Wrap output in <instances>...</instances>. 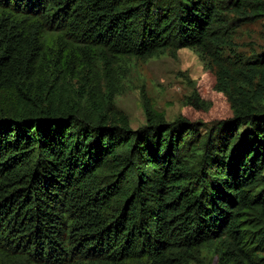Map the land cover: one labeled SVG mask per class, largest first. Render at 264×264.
I'll return each mask as SVG.
<instances>
[{"label":"trees","instance_id":"16d2710c","mask_svg":"<svg viewBox=\"0 0 264 264\" xmlns=\"http://www.w3.org/2000/svg\"><path fill=\"white\" fill-rule=\"evenodd\" d=\"M262 17L264 0H0V264H264L263 104L229 91L209 125L145 102L133 130L89 91L96 60L112 80L126 57L217 53Z\"/></svg>","mask_w":264,"mask_h":264},{"label":"rangeland","instance_id":"374dc122","mask_svg":"<svg viewBox=\"0 0 264 264\" xmlns=\"http://www.w3.org/2000/svg\"><path fill=\"white\" fill-rule=\"evenodd\" d=\"M235 25L217 53L184 48L144 58L126 57L115 65L112 80L96 60L89 91L98 102H113L133 130L146 123L145 102L167 122L182 116L209 125L231 117L229 91L236 94L242 90L244 97L264 105V67L250 71L255 57L264 55V17ZM224 71L228 73L225 80L234 89L221 87ZM247 71L253 75L244 76ZM73 88L78 90L75 81ZM192 264L216 261L204 253Z\"/></svg>","mask_w":264,"mask_h":264}]
</instances>
